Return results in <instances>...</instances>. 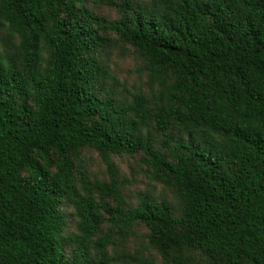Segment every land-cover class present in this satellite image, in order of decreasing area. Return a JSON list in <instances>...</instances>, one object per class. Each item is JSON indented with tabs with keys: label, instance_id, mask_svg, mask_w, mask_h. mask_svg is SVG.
Masks as SVG:
<instances>
[{
	"label": "trees",
	"instance_id": "1",
	"mask_svg": "<svg viewBox=\"0 0 264 264\" xmlns=\"http://www.w3.org/2000/svg\"><path fill=\"white\" fill-rule=\"evenodd\" d=\"M104 1L0 0V264H115L138 227L161 264H264V0ZM116 42L148 78L130 99ZM111 156L177 205L129 203Z\"/></svg>",
	"mask_w": 264,
	"mask_h": 264
},
{
	"label": "rangeland",
	"instance_id": "2",
	"mask_svg": "<svg viewBox=\"0 0 264 264\" xmlns=\"http://www.w3.org/2000/svg\"><path fill=\"white\" fill-rule=\"evenodd\" d=\"M85 5L91 11L107 20L115 19L118 15L117 10L107 6L104 0H86ZM106 36L114 38L113 34ZM106 54L110 69L117 75V78L125 84L126 91L121 93L123 97L130 99V94L147 90L148 78L146 71L144 70L142 60L136 54L132 53L128 48L121 47L117 42L109 44L106 49ZM111 159L118 171V178L122 183V192L129 203L135 204L138 197L147 194L158 200L166 199L173 205H177L171 192L162 188L160 184L151 179L145 167L139 162L138 156L135 158L111 156ZM84 161L92 176H96L100 179H107L106 163L97 153L90 150L84 151ZM69 211L70 209L67 208V212ZM146 233L143 227L136 228L134 234L128 236L124 241L123 246L118 247L120 253L113 254L115 264H144L140 261L125 258L122 255L123 252H127L130 256L140 260L144 259L152 261L153 264H161L158 254L147 247ZM109 253L112 255L110 249Z\"/></svg>",
	"mask_w": 264,
	"mask_h": 264
}]
</instances>
